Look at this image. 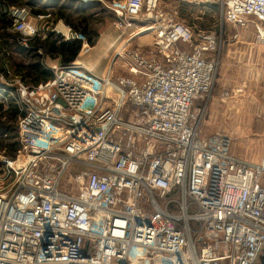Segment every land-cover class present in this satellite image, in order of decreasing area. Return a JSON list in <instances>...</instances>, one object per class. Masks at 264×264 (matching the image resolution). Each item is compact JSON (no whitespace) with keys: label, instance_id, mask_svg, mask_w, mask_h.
Returning <instances> with one entry per match:
<instances>
[{"label":"built area","instance_id":"2783aa9c","mask_svg":"<svg viewBox=\"0 0 264 264\" xmlns=\"http://www.w3.org/2000/svg\"><path fill=\"white\" fill-rule=\"evenodd\" d=\"M219 3L226 22L264 40V0ZM115 12L122 35L139 29L122 51L153 38L148 52L130 51L128 75L73 63L33 88L13 81L24 114L21 150L2 160L0 264H264V156H232L227 138L201 136L192 111L215 84L216 37L161 0ZM14 15L19 32L38 34L25 9ZM74 39L87 48L68 28Z\"/></svg>","mask_w":264,"mask_h":264},{"label":"rangeland","instance_id":"374dc122","mask_svg":"<svg viewBox=\"0 0 264 264\" xmlns=\"http://www.w3.org/2000/svg\"><path fill=\"white\" fill-rule=\"evenodd\" d=\"M25 1L34 2L37 7L9 4L5 0H0L1 62L9 53L18 62L30 61V58L25 55L17 54L16 56L12 50L7 48L13 43L11 39L13 35L19 34L21 43L22 38L28 39L30 43L38 37L46 38L49 32H54L65 39L68 28L77 32L64 20L55 18L54 11L61 6H66L72 12L82 10L78 12L95 13L93 20H90V26L99 33L100 38L98 37L99 40L97 38L95 47L89 54L83 55V62L89 67L96 66L93 69L99 76H104L110 65H113V73L126 74L128 72L126 63L129 58L130 62L132 61L131 54L124 51L122 52L125 54L123 57L119 56L120 51V54H116L122 43L117 40V37L125 42L132 33H136L139 29L138 26L131 25L127 33L122 35L115 26L118 20L115 10L124 8L127 0H111L112 2L109 0ZM93 2H98V6L83 10ZM210 5H215V8L210 9ZM161 7L175 15L185 25L188 22L194 23L195 27L207 30L216 37L218 42L217 51L214 54L218 69L213 90L210 96L200 99L196 106V112L201 121V136L204 138L223 136L230 141V151L234 156L247 161L260 162L264 156V41L259 38L252 24L234 26L227 23L219 13V0H161ZM41 8L46 10V14L50 17L35 13ZM15 9L26 10L27 22L38 29L36 36L17 30ZM43 16L45 18L41 19ZM151 43L152 37L147 33H141L130 41L128 51L136 49L144 51L151 47ZM112 44H114L113 48H111ZM1 48L6 50L5 54L1 52ZM87 48H90L88 44ZM10 73L8 80L4 78V74H0V82H8L15 86L13 81L16 78L12 70ZM73 184L71 175L66 176L63 182L64 188L70 190ZM70 191H74V188Z\"/></svg>","mask_w":264,"mask_h":264},{"label":"trees","instance_id":"16d2710c","mask_svg":"<svg viewBox=\"0 0 264 264\" xmlns=\"http://www.w3.org/2000/svg\"><path fill=\"white\" fill-rule=\"evenodd\" d=\"M5 1L9 4H19L22 6L29 5L33 6V8L37 7L34 2L28 3L25 0ZM98 4V2H93L88 8H83V10L90 9L91 6L97 7ZM78 11L82 10L72 12L71 10H68L66 6H61L54 11V13L57 20H64L67 24L71 25L75 31L84 34L87 38L88 45L93 47L99 37V33L95 32L90 26V20H93L95 13L83 14ZM35 13L47 15L46 10L42 8L40 10L37 9ZM11 39L13 41V43L9 45L11 48H7L12 50L16 56L17 54L25 55L30 58V61L27 63L18 62L17 59L9 53L2 62L0 61V74L8 75V72L12 70L14 75L20 77L23 82L31 85V88L52 79V73L46 68V62L48 60L56 61L61 66H69L75 62L83 48L82 41L77 39L66 40L63 36L57 35L54 32H49L46 38L38 37L33 39L27 47L21 43V36L19 34H17V36L13 35ZM1 52L5 54L6 50H2L1 48ZM3 86H5V84L0 82V88ZM7 87L12 89L13 86L8 84ZM8 103L9 110L4 112L3 104L0 103V137L1 135L4 136V134H10L13 132V134L11 133V136L17 138V134L9 127V123H11V121H16L20 112H17V106L14 104L13 100H9ZM23 114L24 112H22L21 116ZM0 145H2V147L5 146L4 142L0 143ZM7 145V150L9 147L10 151L17 148V142Z\"/></svg>","mask_w":264,"mask_h":264},{"label":"crops","instance_id":"0c3cea01","mask_svg":"<svg viewBox=\"0 0 264 264\" xmlns=\"http://www.w3.org/2000/svg\"><path fill=\"white\" fill-rule=\"evenodd\" d=\"M111 1V0H110ZM112 2V1H111ZM215 8V5H210V9H214ZM218 10H219V13L220 14H222V11H221V7H218ZM222 16H223V14H222ZM223 18H224V16H223ZM225 20V19H224ZM185 22V21H184ZM187 23V22H186ZM228 23V22H227ZM187 26L189 27V28H191L196 34H198V33H201V32H206V33H210V32H208L207 30H204V29H202V28H197V26L195 27V25H194V23H187ZM150 37H152V35H150V34H148ZM100 38V37H99ZM99 38H98V40H99ZM117 40L118 41H120V42H122L121 43V46H120V48H119V50L118 51H116V54L117 53H119V51L121 52V54H122V56L121 57H123L125 54H123L122 52V48H123V46H124V44H125V42H123L122 40H120L118 37H117ZM152 41H153V38H152ZM262 41H264V40H262ZM97 43H98V41H97ZM89 46V45H88ZM113 46H114V44H112L111 45V48H113ZM151 47H152V43H151V45H150ZM90 47V46H89ZM95 46H93V47H90V48H85L84 46H83V48H82V51H81V53L79 54V56H78V58L75 60V62H73V63H79V64H83L85 67H87V68H89V69H91V70H93L94 71V69L93 68H96V66H92V67H89V66H87L84 62H83V60H82V57H83V55L84 54H89V52L94 48ZM151 47H149L148 49H146V50H144L143 52L144 53H146V52H148L150 49H151ZM88 49V50H87ZM111 51V50H110ZM125 53H128L129 55H130V51H128V52H125ZM120 54V53H119ZM128 54H127V57H128ZM130 57V56H129ZM72 63V64H73ZM127 64V67H128V65L130 64V58L128 59V63H126ZM55 65H58V66H61L60 64H58V62H56V61H51V60H48V62H46V68L52 73V70H51V68L53 67V66H55ZM112 68H113V65L111 66L110 65V68H109V70L105 73V75H107V74H109V73H111L113 76H115V77H117V76H120V75H128L127 73L128 72H126V74H119V73H113V70H112ZM127 71H128V69H127ZM14 74V73H13ZM2 76H4V75H2ZM10 76H11V73L10 72H8V75H5V79L6 80H8L7 78H10ZM14 77L15 78H20V77H18V76H16V75H14ZM52 78H53V73H52ZM21 79V78H20ZM52 80V79H51ZM25 83V82H24ZM3 84H5V86H3V87H1L0 88V103H2L3 104V112L4 111H8L9 110V100H13V102H14V104L17 106V112H20V114H19V116L17 117V120L16 121H11V123H9V127L10 128H12V130L17 134V138H13L12 136H11V133L13 134V132H11L10 134H4V136L3 135H1V137H0V143H2V142H4V147H2V145H0V177L1 176H3L4 174H5V166L3 165V163H2V160H3V158H10V159H12V158H15L16 156H18V154H19V152H20V150H21V142H20V137H19V127H18V120H19V118L21 117V114H22V112H23V108H21V105H20V103H19V100H20V95H19V93H18V91H17V85H11V86H13L12 87V89H10L9 87H7L8 86V82L7 83H3ZM25 85L26 86H28V87H32L31 85H29V84H27V83H25ZM198 101L199 100H197L195 103H194V106H193V109H192V111H193V113H195V114H197V112H196V106H197V104H198ZM5 120H6V118H5ZM4 138V139H3ZM13 142H17V148L15 149V150H13V151H10V149H9V147H8V150H7V147L6 146H8L7 144H10V143H13ZM230 153H231V151H230ZM231 155L232 156H234L232 153H231ZM234 157H236V156H234ZM236 158H238V157H236ZM238 159H240V160H243V159H241V158H238ZM243 161H246V162H250V163H258V162H252V161H247V160H243ZM1 187V186H0Z\"/></svg>","mask_w":264,"mask_h":264},{"label":"water","instance_id":"95a60500","mask_svg":"<svg viewBox=\"0 0 264 264\" xmlns=\"http://www.w3.org/2000/svg\"><path fill=\"white\" fill-rule=\"evenodd\" d=\"M56 112V111H55Z\"/></svg>","mask_w":264,"mask_h":264}]
</instances>
